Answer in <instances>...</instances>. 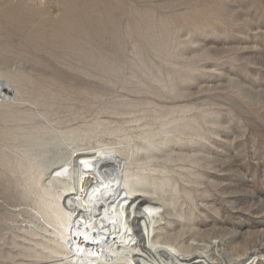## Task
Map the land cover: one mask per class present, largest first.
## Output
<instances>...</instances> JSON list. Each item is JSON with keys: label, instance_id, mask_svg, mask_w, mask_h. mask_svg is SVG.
I'll return each instance as SVG.
<instances>
[{"label": "bare ground", "instance_id": "6f19581e", "mask_svg": "<svg viewBox=\"0 0 264 264\" xmlns=\"http://www.w3.org/2000/svg\"><path fill=\"white\" fill-rule=\"evenodd\" d=\"M192 1L190 9L199 0ZM61 22L75 21L65 14ZM158 22L172 26L169 18ZM174 27L141 33L171 70L140 46L129 58L99 59L83 72L105 86L85 105L72 102V86L0 69V264H264L262 244L254 245L263 232L237 238V230L201 229L192 218L195 192L218 186L202 168L221 159L184 143L207 140L220 125L215 103L155 100L192 95L176 68L191 76L197 59L245 57L234 47L184 52ZM185 34L194 43V33ZM242 85L229 79L201 90L263 102Z\"/></svg>", "mask_w": 264, "mask_h": 264}, {"label": "rangeland", "instance_id": "374dc122", "mask_svg": "<svg viewBox=\"0 0 264 264\" xmlns=\"http://www.w3.org/2000/svg\"><path fill=\"white\" fill-rule=\"evenodd\" d=\"M21 1L0 0V69L19 68L52 79L56 88L60 83L72 86L68 88L76 98L72 102L80 105L91 102L96 86H105L83 72L95 71L99 59L129 58L134 46H140L164 70H171L144 42L143 32L176 25L175 33L183 35L179 46L187 53L240 48L245 59H197L193 65L198 70L191 76L176 68V80L192 95L155 100L167 106L190 102L199 109L215 103L211 107L218 111L220 125L214 126L207 140L184 143L221 159L216 166L202 168L218 186L195 192L192 218L201 229L237 230L231 235L237 238L253 230L263 232L264 238V0H197L194 9L189 8L190 0H28L27 6ZM10 11L18 16L9 17ZM65 14L74 18L73 27L61 22ZM160 17L171 19L172 26L159 24ZM189 31L194 33L192 44L186 41ZM229 79L238 80L249 92L260 91L263 102H250L225 89L201 90L224 86ZM259 244L264 251V241L254 243Z\"/></svg>", "mask_w": 264, "mask_h": 264}]
</instances>
